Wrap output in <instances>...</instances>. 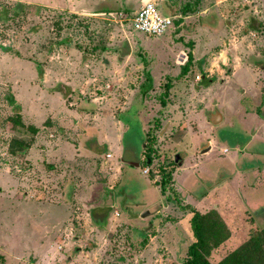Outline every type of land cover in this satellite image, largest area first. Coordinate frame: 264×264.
Masks as SVG:
<instances>
[{"label":"rangeland","instance_id":"1","mask_svg":"<svg viewBox=\"0 0 264 264\" xmlns=\"http://www.w3.org/2000/svg\"><path fill=\"white\" fill-rule=\"evenodd\" d=\"M87 1L98 2L0 0V264H176L191 208L231 231L216 264L264 228V145L245 146L264 84V0H154L174 18L158 38L132 27L148 0L77 14ZM15 141L31 147L13 154Z\"/></svg>","mask_w":264,"mask_h":264},{"label":"trees","instance_id":"2","mask_svg":"<svg viewBox=\"0 0 264 264\" xmlns=\"http://www.w3.org/2000/svg\"><path fill=\"white\" fill-rule=\"evenodd\" d=\"M187 58L185 65L182 67L181 76H184L193 64L194 56L192 51L188 53ZM147 79L150 83L152 77L148 75ZM147 86L151 88V84ZM166 87L168 91L171 88L168 84ZM168 91L164 94L165 96L168 95ZM31 130L34 134L37 133L36 128L32 127ZM30 147V143L15 141L11 145V152L17 155L25 154ZM150 154L147 155L145 160V164H149L148 166L153 162ZM160 173L163 177L162 184L165 185V182L171 179V175L163 169ZM191 210L190 232L193 236V242L187 248L184 264H213L211 262L213 253L219 250L230 239L231 231L216 210L207 212H201L192 208ZM216 264H264V228L255 234H251L245 242L229 252Z\"/></svg>","mask_w":264,"mask_h":264},{"label":"crops","instance_id":"3","mask_svg":"<svg viewBox=\"0 0 264 264\" xmlns=\"http://www.w3.org/2000/svg\"><path fill=\"white\" fill-rule=\"evenodd\" d=\"M103 1L104 0H98V2L97 3H94V4L92 2L89 3L88 1H87L88 4H83V2L75 3V4L78 5V8L80 9L79 12L78 11H75V12L77 14H79V15H88L87 13H85L86 11H89V12L92 11V13H94V14H100V15H105L107 13L110 14L111 13L110 12L111 10L106 13L105 10H102L101 9V5L102 4H100V3H103ZM143 3H144V1H143ZM143 3H142V5H143ZM46 7H50V6H46ZM93 7H95V8H93ZM95 9H97V10H95ZM89 14H91V13H89ZM169 17H171V16H169ZM187 18H189V17H185L184 19H187ZM262 69L264 70V68H262ZM230 77H232V76H230ZM256 89H257V94H255L254 97H252V98H255V99L260 98L261 103H260V106H258L256 108V111L253 112L255 114V117L253 119L254 124L252 126H250V127L247 128V130L249 132V136H251V139L247 143L245 142L246 143L245 146H248L249 144H252V143L257 142V141H259V144H263L264 145V137L260 136V135L264 134V84L257 83L256 82V85H255V89L254 90H256ZM246 91L247 90H244L243 89V95H246L247 94ZM248 94H250V92ZM250 98H251V96H250ZM241 110L243 111L241 115L244 117V123H246L245 122V119L247 121V118L245 117V114H247V116H248L250 113H249V111H246L244 108H242ZM65 111H67V112H73V110H69V109H67V110L65 109ZM217 112H220V111H217ZM75 113L77 114V116H81V117L86 116L85 113H82V112L80 113L79 111H76ZM221 114H222V117H223V120H224V115H223V113H221ZM256 115H257L258 118H260L258 122L255 121ZM222 123L223 122H221L220 124H222ZM220 124H218V126ZM215 126H217V125H215ZM117 129H119V128L117 127ZM100 131H103V130H98V132H100ZM96 135H97V131H95L93 134H87V135H85V134L84 135H80V133H77L75 135V139L77 140V137L79 139L82 138L83 139V144L86 145L90 141H95L96 139H99V135H97V138H96ZM103 137H105V136H103ZM121 138L122 137L120 135V137L118 138V140L121 141ZM105 139H106L107 143H109L110 141L111 142L113 141V139H111L108 135H106ZM239 144H240V142H233V145L235 147L234 149H237L238 150L239 149V146H238ZM112 145H114V144L112 143L110 146H112ZM119 149L121 150V147ZM252 152H253L252 155L258 154V152H256L255 150H252ZM109 154L112 155V157L110 159H108V161H113V159H116L117 158V154L115 152H113L112 150H110V149L108 150V152H107V154L105 156L107 157V155H109ZM118 155H119L118 157H121V154L120 153H118ZM241 173H242V176H245L246 174H248V169H245V170L242 169L241 170ZM176 240L179 241V242L177 241L178 243H176V245H177L176 248L177 249L182 248V247L188 248L189 244L186 245V246H183L184 245L183 244L184 241H182V239H176ZM176 240H173V243L171 244L172 247H175L174 241H176ZM175 253H177V254H174V262L176 264H184V261H185L184 259H185L186 255H184V257L182 259H179V257H178V251H175ZM214 253H213L212 257L214 256Z\"/></svg>","mask_w":264,"mask_h":264},{"label":"built area","instance_id":"4","mask_svg":"<svg viewBox=\"0 0 264 264\" xmlns=\"http://www.w3.org/2000/svg\"><path fill=\"white\" fill-rule=\"evenodd\" d=\"M174 18L163 15L154 0L145 1L141 9L132 18V27L135 32L144 33L148 37L164 36L173 25ZM225 153L228 150H224ZM112 155H107L111 158ZM149 174V169L144 171V175Z\"/></svg>","mask_w":264,"mask_h":264},{"label":"water","instance_id":"5","mask_svg":"<svg viewBox=\"0 0 264 264\" xmlns=\"http://www.w3.org/2000/svg\"><path fill=\"white\" fill-rule=\"evenodd\" d=\"M107 62V61H106ZM223 117L222 114L220 112H216L211 116V123L214 125H218L222 122ZM180 156L176 155L175 161L179 162Z\"/></svg>","mask_w":264,"mask_h":264},{"label":"flooded vegetation","instance_id":"6","mask_svg":"<svg viewBox=\"0 0 264 264\" xmlns=\"http://www.w3.org/2000/svg\"><path fill=\"white\" fill-rule=\"evenodd\" d=\"M262 68H264V66ZM215 112H217V111H215Z\"/></svg>","mask_w":264,"mask_h":264}]
</instances>
